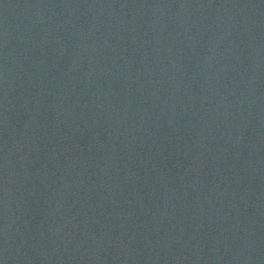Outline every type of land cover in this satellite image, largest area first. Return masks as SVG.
Returning a JSON list of instances; mask_svg holds the SVG:
<instances>
[{
    "label": "water",
    "instance_id": "water-1",
    "mask_svg": "<svg viewBox=\"0 0 264 264\" xmlns=\"http://www.w3.org/2000/svg\"><path fill=\"white\" fill-rule=\"evenodd\" d=\"M0 264H264V0H0Z\"/></svg>",
    "mask_w": 264,
    "mask_h": 264
}]
</instances>
